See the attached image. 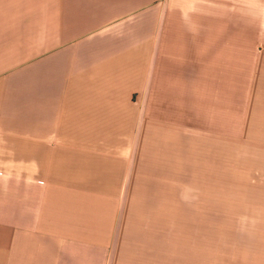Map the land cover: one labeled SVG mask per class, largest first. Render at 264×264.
Masks as SVG:
<instances>
[{"label": "crops", "instance_id": "1", "mask_svg": "<svg viewBox=\"0 0 264 264\" xmlns=\"http://www.w3.org/2000/svg\"><path fill=\"white\" fill-rule=\"evenodd\" d=\"M0 264H264V0H0Z\"/></svg>", "mask_w": 264, "mask_h": 264}, {"label": "rangeland", "instance_id": "2", "mask_svg": "<svg viewBox=\"0 0 264 264\" xmlns=\"http://www.w3.org/2000/svg\"><path fill=\"white\" fill-rule=\"evenodd\" d=\"M130 219H133V220H135V221H138V219H143L144 220V218H141V217H131ZM132 226H142V225H140V223H138V222H135V223H132L131 224ZM179 230H180V218H179ZM131 235H132V233H131ZM178 236H180V235H178ZM132 239V238H131ZM179 239H180V237H179ZM139 241V239L137 238V240H135V241H133V242H138ZM164 250H162V252H163ZM167 252V251H166ZM164 253V252H163Z\"/></svg>", "mask_w": 264, "mask_h": 264}]
</instances>
